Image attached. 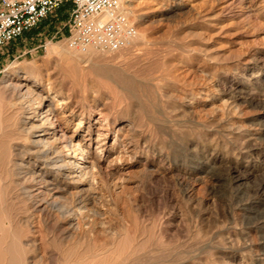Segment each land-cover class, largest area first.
<instances>
[{"label": "rangeland", "instance_id": "rangeland-1", "mask_svg": "<svg viewBox=\"0 0 264 264\" xmlns=\"http://www.w3.org/2000/svg\"><path fill=\"white\" fill-rule=\"evenodd\" d=\"M127 6L137 36L118 52L69 48L63 8L0 49L11 264H264V0ZM25 75L57 97L49 108L87 150L73 162L86 177L28 152L21 101L3 85Z\"/></svg>", "mask_w": 264, "mask_h": 264}, {"label": "built area", "instance_id": "built-area-1", "mask_svg": "<svg viewBox=\"0 0 264 264\" xmlns=\"http://www.w3.org/2000/svg\"><path fill=\"white\" fill-rule=\"evenodd\" d=\"M129 0H0V49L21 40L32 30L55 18L60 9L66 21L57 34L66 31L69 48L115 53L137 36L128 18Z\"/></svg>", "mask_w": 264, "mask_h": 264}, {"label": "bare ground", "instance_id": "bare-ground-1", "mask_svg": "<svg viewBox=\"0 0 264 264\" xmlns=\"http://www.w3.org/2000/svg\"><path fill=\"white\" fill-rule=\"evenodd\" d=\"M130 15H132L131 12L127 11V16L129 17ZM133 41H135V39ZM137 41H139V40H137ZM49 46L53 49L59 48L58 44H53V45L50 44ZM92 51H94V50H92ZM67 53H69L68 55H71L70 52H67ZM31 70L32 69H30L29 71H31ZM40 81H38L37 78H34L31 81V78H29L28 75L18 76L16 78H14V77L11 78L10 76H8V78L3 81L4 87L12 93L11 95L12 96L14 95L17 99H19V101H21L20 102L21 103L20 108L22 109V112L19 115L20 116V125L26 134L23 141H27L29 143V145L31 146V148H29L27 150L30 154L33 155L35 160H38L41 163L43 170L48 169V171L54 172L55 175H61V176L65 175V176L70 177V175H72V176L76 175V177H78L79 179L86 177L87 173L85 171V166L84 165L79 166L78 162H76V163H73V162H74V157L77 153L79 154L78 157H80L82 159L84 157L85 153L87 154L88 152H87V150H85L84 145L82 144V142L80 140L76 144H74V141L72 140V136L68 137L66 135L65 130L62 127L58 126L57 121L59 120V117H58L57 113L55 112L57 107L55 109L49 108V105L52 102V100L54 98H57V97L50 90H45L46 91L45 92L43 90V86H42V83ZM57 102H59L58 105H60V104L65 105V103H66L65 101L63 102L62 99L57 100ZM15 112H16V110H15ZM16 120H17V118H16ZM0 126H1V123H0ZM13 126H12V128H13ZM18 139L21 140V138H18ZM22 139H23V137H22ZM7 141H4V142H7ZM54 141L59 142V146L57 148H56V146L54 147L52 145V143ZM7 143H5V145ZM2 145H3V143H2ZM8 146H3V147L7 148ZM3 147L0 146V153L1 154H2V151H4L6 149L5 148L4 150H2ZM87 147H88V145H87ZM7 152H8V150L5 152V154ZM1 154H0V163L2 165L3 162L1 161V159L4 160L5 158H4V153H3V157L1 156ZM14 163H17V162H14ZM73 164H74V168H71L72 170H70L69 166H71ZM11 167H9V168H11ZM19 167H21V166H19ZM0 168H1V166H0ZM2 169H0V170H2ZM77 170H79V171L76 172ZM1 172H3V171H1ZM45 172L46 171H44L42 173H45ZM42 173L40 171L39 172L33 171V174L36 175L38 178H41V180L44 179V177H43L44 175ZM48 175H49V173H48ZM43 182H45V181H43ZM5 192H6V190H5ZM55 201H52L53 207H56L58 205L57 202H55ZM65 212H66V210H65ZM5 225H7V224H5ZM6 232H7V230H6ZM5 240L3 239L2 241H0V264H11L12 257L9 256L11 250H10V246L8 245V243L5 242Z\"/></svg>", "mask_w": 264, "mask_h": 264}]
</instances>
